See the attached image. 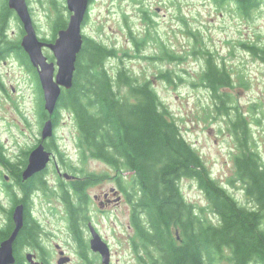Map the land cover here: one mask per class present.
<instances>
[{"label":"rangeland","instance_id":"374dc122","mask_svg":"<svg viewBox=\"0 0 264 264\" xmlns=\"http://www.w3.org/2000/svg\"><path fill=\"white\" fill-rule=\"evenodd\" d=\"M50 1L32 0L29 4L37 34L46 39L53 37L56 15ZM12 28L16 30L17 26L8 30L11 38L14 37ZM82 33L116 50L115 57L104 61L111 76L124 68L137 83H150L212 178L240 205L252 208L253 203L235 175L234 157L239 147L231 130V120L238 112L244 117L249 146L264 163V61L244 46L254 43L264 47V0H258L247 14L239 10L237 0L221 3L214 0H92ZM205 51L211 53L212 61L224 68L230 78L229 85H221L215 92L202 78L206 68ZM165 52L176 58L170 59ZM45 54L54 60L51 50H45ZM126 92L124 86L118 94L124 96ZM216 95H220L222 103ZM38 98V82L36 91L32 76L25 69L9 60L0 62V143L11 157L28 152L40 137L43 121ZM222 104L228 107L225 111L220 108ZM53 131L54 141L65 158L62 172L76 173L81 178L87 174L101 175L86 189L90 200L87 215L110 247V264H138L131 247L133 234L128 228L130 203L124 197L120 204L102 213L93 199L95 193L116 186L115 170L78 153L79 133L67 111H61ZM52 166H48L50 172ZM129 173L123 172L128 184H133ZM4 174L6 171L0 164V228L8 221L9 209ZM48 177L50 181L56 180L53 175ZM179 187L188 202L202 208L208 221L217 222L194 179L181 178ZM61 193V188L53 191L47 186L37 190V220L44 229L46 250L51 252L50 256L45 253L49 264H57L54 243L73 252L72 256L67 254L71 259L66 264H102L101 256L91 249L88 260H83L67 241ZM31 206L33 211L35 200Z\"/></svg>","mask_w":264,"mask_h":264},{"label":"trees","instance_id":"16d2710c","mask_svg":"<svg viewBox=\"0 0 264 264\" xmlns=\"http://www.w3.org/2000/svg\"><path fill=\"white\" fill-rule=\"evenodd\" d=\"M237 1L244 14L258 3V0ZM50 2L56 11L54 38L59 29L66 27L68 13L64 0ZM244 46L264 61L263 46L254 43ZM205 54L206 68L202 78L215 92L219 86L229 85L230 78L224 68L212 61L209 51ZM116 55L114 48L83 35L72 86L61 91L54 112L49 116L43 107L42 89L38 84V106L41 120L51 117L54 127L61 118V111H67L79 133L77 148L83 155L113 168L117 172L118 186L123 190L126 188L123 172L132 173L133 185L138 191L130 200V224L134 230L132 248L138 263L264 264V163L249 146V130L244 117L236 113L231 120V130L239 147V153L234 157L236 179L242 183L246 197L253 203L252 208L240 205L212 178L148 81L137 83L124 68L118 69L114 76L110 75L104 61ZM164 55L176 58L169 52ZM124 86L127 92L120 96L118 91ZM216 96L222 103L220 95ZM220 108L225 111L228 107L222 104ZM54 147L58 150L56 142ZM0 163L10 169L19 184L18 190L6 184L8 221L0 228V241L13 229V207L23 203L24 223L13 244V264H27L20 256V250L23 246H32L34 240L35 225L29 218L28 202L35 188L34 177L21 180L20 171L26 162H9L1 143ZM183 177L197 182L216 223L206 219L201 207L185 199L179 187ZM96 179L98 176H90L87 182L69 186L76 196H83L82 187ZM37 188L44 190L45 185L37 181ZM61 197L68 208L69 219L74 220V213L81 212L78 203H73L66 187L62 189ZM71 220V226L80 224L79 220L76 224ZM81 254L86 257V247L82 248Z\"/></svg>","mask_w":264,"mask_h":264},{"label":"flooded vegetation","instance_id":"af4514ba","mask_svg":"<svg viewBox=\"0 0 264 264\" xmlns=\"http://www.w3.org/2000/svg\"><path fill=\"white\" fill-rule=\"evenodd\" d=\"M31 1L32 0H26V3L28 5L29 13H30V16H31V19H32V22H33V25H34V28H35L36 34H37V28H36V25H35L33 18H32V8L29 6ZM64 6H65V0H64ZM87 12H88V10H87ZM67 13H68V17H69V12L67 11ZM67 21H68V19H67ZM11 26L12 27L17 26L16 30L13 28L11 29V32L14 35V37H12V38L8 36V30L10 29ZM82 27H83V25H82ZM24 33L25 32H24L22 23L19 20L16 12L8 6V0H0V62L5 61V60H9L11 63L17 65L18 68H20L21 70L25 69L30 74V76H32V80L35 83L36 91H37V82L39 84L37 68H35L31 64L29 56L24 51V49L21 45V39H22V36L24 35ZM54 38L49 39V40H44L43 37H40L41 40H44L46 42H50ZM47 49H48L47 47H43V53L44 54H45V50H47ZM46 57H47L48 61H53L49 58L48 55H46ZM40 134H41V131H40ZM54 137H55L54 131H53V135L51 137L45 139L44 141H42L41 138L39 137L37 139L36 143L32 146V148L29 149L28 152L24 151V154L23 153L16 154V158L11 157L9 155V153H7V151L3 148V152L6 155L9 162H11V163H17L20 161L26 162L25 164L23 163V165H22V168L20 171V176H21V172L23 171V169L27 165L28 154H29L30 150H32L35 146H37L39 143H42L44 146V149L50 153L49 154L50 160L47 163L46 167L42 171L35 173L33 176H31V178L34 177L35 188H34L33 192L30 194V196L28 198V202L30 203L29 218L34 220V225H35L34 240H33L32 246H23V248H21L20 256H22L23 259L26 261V258H25L26 253L32 252L34 254V260L42 261L45 264H49V256L51 255V252L50 251L48 252L46 250L47 246H46L45 240L43 238L44 229H43L42 225H40L39 221L37 220V196H39L37 194V190H41V188H37V181H40L43 185H45V188H46V186L51 187L53 191H59L60 188L62 191L63 188H65V187L68 188V194L70 195L73 203L74 202L78 203L77 206L81 210V212L78 211V214L74 213L75 219L71 220V219H69L70 217L68 214V208H67L65 202L60 199V201L62 202V204L64 206V210L66 211L65 217H64L66 220V223H67L66 239L72 245L73 249L77 250V255L80 258H82L83 260H88L89 251H90V239L92 237L90 229H89L90 228L89 224H91L93 226V228L97 231V233L100 236H101V234L96 229V227H95L94 223L92 222L90 216L87 215V212L90 213V207H89L90 206V204H89L90 200H89L88 194L86 193V189L89 185L93 184L94 182H97L99 179L94 180V181H90V184H88L86 187H82L83 196H80L79 194L76 196L75 191L69 185L72 186L71 183H73L75 185L78 183L82 184L85 181L87 182V180L89 179L90 176H98L99 177L101 175L87 174L85 178H81L82 176H80L79 174H76V173L73 174V173H69V172L65 171L67 174H69L71 176V177L66 178L63 175V173H65V172L61 171V170H63V168H65V166H64L65 158L63 157V154L59 149L58 150L55 149ZM78 153L80 155H83L79 149H78ZM85 155L88 156L87 154H85ZM88 157H90V156H88ZM90 158H92V157H90ZM96 160H98V159H96ZM99 161H101V160H99ZM51 164L53 165L51 167L52 172H50V168H48V166H50ZM1 165L4 167V170L6 171V174L3 175L4 190H6V184L11 185V187H14L15 190H18L19 184L16 183V180L14 179V176L11 174L10 169L7 168L6 165H3V164H1ZM116 174H117V172L115 171L114 177L117 180L116 186H111L108 188V190L103 191L100 194L95 193V195H93V197H94L93 199L99 205V209H98L99 212L105 213L109 208L114 207L117 204H120L122 202L123 198L125 197L126 200L130 203V215H129L128 228L132 231V234L134 235V230L130 224L131 207H132V202H130V200H131V197L136 196L137 192H135V186L133 184H128V181L126 179V174H124L125 175V177H124L125 184L124 185L126 188H125V190L120 188L118 186V177L116 176ZM48 175H50V176L53 175L54 179H56V180L50 181ZM129 176H131V173H129ZM28 179H23L21 177V180H23V181H26ZM19 196L22 197L23 194H21V192H19ZM34 200H35V206H34V210L32 211L31 205H33ZM132 201H134V198ZM81 202H83V203H81ZM23 206H24V204H23ZM70 220H71L72 224H76L77 221L79 220L80 224L77 226H71ZM37 222L39 224L38 229H37ZM101 238L103 239L102 236H101ZM61 247L62 246L58 243H54V245H53L54 254H55V250H56L58 253V258L61 256H69V255L72 256L73 255V252H70V251L67 252L66 250H63ZM84 247H86V257H84L81 254V250ZM131 247H132V244H131ZM62 252H63V254H61ZM45 253L49 256L45 255ZM67 254H69V255H67ZM135 255H136V253H135ZM14 256H15V254H14ZM98 256H99V254H98ZM70 259H71V257H70ZM69 262H70V260H69ZM69 262H67V263H69Z\"/></svg>","mask_w":264,"mask_h":264},{"label":"water","instance_id":"95a60500","mask_svg":"<svg viewBox=\"0 0 264 264\" xmlns=\"http://www.w3.org/2000/svg\"><path fill=\"white\" fill-rule=\"evenodd\" d=\"M90 0H65V6L69 12L67 25L57 31L56 37L46 42L36 34L26 0H8V6L13 9L24 29L21 45L29 56L31 64L37 68L39 84L42 89L43 107L49 116L52 115L61 91L72 86L75 71V62L83 43L82 25L87 14ZM43 47L51 50L54 60L48 61L43 53ZM54 125L51 117L42 123L40 138L42 141L53 135ZM50 153L39 143L28 154V162L21 172L23 179H28L35 173L42 171L50 160ZM63 175L71 177L66 172ZM11 218L13 229L9 236L0 241V264H13L15 256L13 244L24 223V206L19 203L13 207ZM91 232L90 249L101 256L102 264H110L111 254L107 242L89 224ZM63 254V252L61 253ZM29 264H45L34 260V254L28 252L25 255ZM69 256H61L57 264L69 262Z\"/></svg>","mask_w":264,"mask_h":264}]
</instances>
